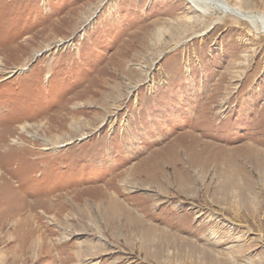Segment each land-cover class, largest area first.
Listing matches in <instances>:
<instances>
[{
    "label": "rangeland",
    "instance_id": "rangeland-1",
    "mask_svg": "<svg viewBox=\"0 0 264 264\" xmlns=\"http://www.w3.org/2000/svg\"><path fill=\"white\" fill-rule=\"evenodd\" d=\"M0 264H264V23L0 0Z\"/></svg>",
    "mask_w": 264,
    "mask_h": 264
},
{
    "label": "bare ground",
    "instance_id": "bare-ground-1",
    "mask_svg": "<svg viewBox=\"0 0 264 264\" xmlns=\"http://www.w3.org/2000/svg\"><path fill=\"white\" fill-rule=\"evenodd\" d=\"M187 1H191V2H194L196 4H203L205 6H209L210 9L218 10L220 12L222 11L224 14H230V15H233L234 17H237V18L242 19V20H246V21H250V22L251 21L252 22L258 21V22L264 23V14L254 15L251 13L241 11L239 8L231 5L230 3H228L225 0H187ZM205 11H207V10H203V12H205ZM14 142H17V140H15ZM247 198H249V197H247ZM255 211L256 210L254 209V211L248 210L247 212H248V215H250L252 217V214L250 212L253 213ZM247 212L245 213L246 216H247Z\"/></svg>",
    "mask_w": 264,
    "mask_h": 264
}]
</instances>
